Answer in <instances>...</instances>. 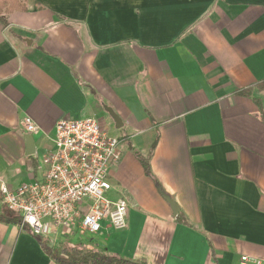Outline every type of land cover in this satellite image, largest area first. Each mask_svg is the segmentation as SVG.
<instances>
[{
  "label": "crops",
  "instance_id": "1",
  "mask_svg": "<svg viewBox=\"0 0 264 264\" xmlns=\"http://www.w3.org/2000/svg\"><path fill=\"white\" fill-rule=\"evenodd\" d=\"M26 8L0 23V186L41 180L56 122L100 119L107 106L123 122L110 135L121 156L107 197L125 199L127 226L37 236L0 219V264H57L38 238L145 264H264V0H26ZM4 208L0 201V215Z\"/></svg>",
  "mask_w": 264,
  "mask_h": 264
},
{
  "label": "built area",
  "instance_id": "2",
  "mask_svg": "<svg viewBox=\"0 0 264 264\" xmlns=\"http://www.w3.org/2000/svg\"><path fill=\"white\" fill-rule=\"evenodd\" d=\"M22 125L29 133L36 131L28 118ZM53 144L39 158L41 180L15 189L0 186V201L17 216L18 226L37 236L57 228L96 234L104 222L115 230L126 228L127 202L107 197L112 188L109 169L121 156L119 138L110 136L99 119L61 118Z\"/></svg>",
  "mask_w": 264,
  "mask_h": 264
},
{
  "label": "trees",
  "instance_id": "3",
  "mask_svg": "<svg viewBox=\"0 0 264 264\" xmlns=\"http://www.w3.org/2000/svg\"><path fill=\"white\" fill-rule=\"evenodd\" d=\"M26 0H0V23L6 25L5 15L19 11H26ZM257 88L264 89V82L257 84ZM250 90H243L242 95H249ZM257 104L261 107L260 101ZM264 116V112L262 113ZM145 172L149 171L147 158L137 153ZM0 219L16 221L17 216L4 208ZM28 231L29 229L26 228ZM30 232V231H29ZM31 233V232H30ZM32 234V233H31ZM34 235V234H32ZM43 251L57 264H145L142 261L123 258L118 254L110 253L104 247H88L81 244L69 245L66 243H53L46 239L38 238Z\"/></svg>",
  "mask_w": 264,
  "mask_h": 264
},
{
  "label": "water",
  "instance_id": "4",
  "mask_svg": "<svg viewBox=\"0 0 264 264\" xmlns=\"http://www.w3.org/2000/svg\"><path fill=\"white\" fill-rule=\"evenodd\" d=\"M104 110L108 114V116L112 119V121L114 122V126L116 129H120L123 127V122H122L121 118L110 107L105 106ZM24 138H25V144H26V154L27 155H33L35 152L33 136L31 134H27V135H25ZM164 198L170 204L172 214L175 216L178 213L177 204L175 203V201L172 198H170L167 195H164Z\"/></svg>",
  "mask_w": 264,
  "mask_h": 264
},
{
  "label": "rangeland",
  "instance_id": "5",
  "mask_svg": "<svg viewBox=\"0 0 264 264\" xmlns=\"http://www.w3.org/2000/svg\"><path fill=\"white\" fill-rule=\"evenodd\" d=\"M100 122L106 123L109 128V135H116L118 134V129L116 130L114 127L113 121H111V118L106 114V112L103 111L101 116L99 117Z\"/></svg>",
  "mask_w": 264,
  "mask_h": 264
}]
</instances>
